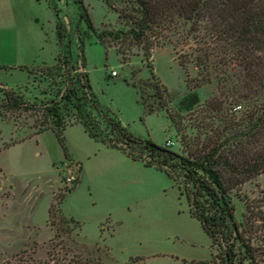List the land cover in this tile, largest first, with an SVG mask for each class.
<instances>
[{
  "label": "rangeland",
  "instance_id": "rangeland-1",
  "mask_svg": "<svg viewBox=\"0 0 264 264\" xmlns=\"http://www.w3.org/2000/svg\"><path fill=\"white\" fill-rule=\"evenodd\" d=\"M83 1L95 34L79 19L74 0H0V87L19 91L35 107L0 118V264H222L213 260L215 249L190 217L177 187L180 182L168 176L159 181L160 195L118 219L105 247L85 244L79 229L66 234L56 210L47 218V205L51 201L57 207L59 198L79 180V166L66 158L55 162L62 150L54 134L35 133L43 121L40 108L51 101L58 103L65 124L74 122L75 110L65 108L60 95L72 88L80 99L85 83L81 75L87 73L99 104L134 136L161 147L168 136L171 151L197 155L222 141L228 128L244 130L247 113L259 111L264 103V93L243 69L249 61L255 69L264 67L263 38L257 36L254 47L228 48L209 35L204 23L197 33L177 20L176 29L164 34L170 42L146 54L128 40L97 39L101 32L126 31L128 25L118 20L117 12L130 14L128 0H110L114 10L104 0ZM253 4L263 5L264 0ZM23 65L31 68L30 75L17 68ZM111 71L117 77H110ZM150 73L155 79L145 88L151 95L146 104L164 107L141 122L143 110L132 86L148 81ZM154 85L162 99L152 96ZM82 111L90 114L87 120L99 139L110 138L98 113L88 104ZM68 135L79 151L100 153L88 162V172H104L108 164H116L109 150H101L99 141H88L81 127ZM142 157L150 159L146 153ZM69 169L76 175L71 185L66 184ZM244 199L259 204L264 214V174L232 192L238 222L246 214ZM258 237L252 245L257 264H264V224Z\"/></svg>",
  "mask_w": 264,
  "mask_h": 264
},
{
  "label": "trees",
  "instance_id": "trees-1",
  "mask_svg": "<svg viewBox=\"0 0 264 264\" xmlns=\"http://www.w3.org/2000/svg\"><path fill=\"white\" fill-rule=\"evenodd\" d=\"M253 1L128 0L132 5L130 14L117 12L118 20L128 25L126 31L101 32L97 39L103 41L108 37L113 40H128L148 54L154 47L170 42L164 34L174 31L177 20H180L184 25L189 24V29L197 33L204 23L209 35L218 42H223L225 47H254L258 44L257 36L264 40V4L254 5ZM74 3L79 12V19L88 31L95 34L84 1L74 0ZM104 3L114 10L110 0H104ZM55 35L57 42H60L62 34L58 24L55 27ZM261 44H264V41ZM80 54L82 55V50ZM179 65L183 64L179 62ZM253 66L254 63L245 62L243 69L249 72L256 81L258 90L264 93V67L255 69ZM18 69L31 74V68L26 66H19ZM81 78L85 79V83L80 86L84 90L80 99L72 88L61 93L59 99L65 108L72 106L75 110L74 122L65 124L58 103L51 101L40 108L43 121L35 134L51 131L64 158L68 159L63 132L67 126L79 123L89 138L122 152L132 160L141 161L146 166H153L165 172L174 183L180 182L177 187L180 194L186 198L190 217L200 224L203 233L211 242V247L215 249L213 260H220L222 264H257V249L252 242L259 239L258 233L264 224V214L259 204L254 205L252 201L244 199L246 214L242 222H238L234 216L231 194L240 191L244 183L264 174V103L260 104L259 111L254 108L247 113L244 130L228 128L227 136L213 147L206 148L197 155L184 157L154 144L149 139L134 136L107 108L99 104L91 90L88 74L81 75ZM154 79L155 76L150 73L148 81H142L138 87L132 86L137 91L138 102L143 110L141 122L145 116L158 113L160 108L164 107L162 103L156 107L146 104L151 95L146 94L145 88L150 86ZM153 89L155 94L152 96L162 99L158 85H154ZM166 92L163 89V93ZM0 94L1 119L8 112H25L35 108L34 105H28L23 94L17 90L0 87ZM87 104L99 114L110 138L99 139L93 131L94 125L87 120L90 114L86 113L84 116L82 111ZM169 120L172 122L171 118ZM145 153L149 156V161L142 157ZM176 170L179 172L175 174ZM78 181L77 179L74 186L66 190V194L75 188ZM65 195L55 203L57 207L54 204L49 206L47 215L49 219L52 218L53 211L56 210L59 225L63 226L66 234H70L72 229L78 230L80 224L62 215L60 204Z\"/></svg>",
  "mask_w": 264,
  "mask_h": 264
},
{
  "label": "crops",
  "instance_id": "crops-1",
  "mask_svg": "<svg viewBox=\"0 0 264 264\" xmlns=\"http://www.w3.org/2000/svg\"><path fill=\"white\" fill-rule=\"evenodd\" d=\"M11 71H16V69L13 68ZM20 72L27 73L24 70H20ZM26 81H28V76ZM76 127L82 128L88 141L97 142L89 138L79 123L65 128L63 136L69 155L68 159L79 166L80 173L78 184L65 195L61 201L60 209L65 217L72 218L80 224L79 237L85 244L105 247L106 242L114 236L113 227L117 224L118 219L126 214H131L138 205L147 203L160 195L159 181L167 175L153 166H146L141 161L132 160L118 150L100 142L98 144L101 150L108 149L116 164H108L107 169L103 170L104 172H88V162L96 160L100 153L78 150L72 137L68 135V131ZM39 135L41 134L35 136ZM167 141H170L168 136L164 139V146ZM63 160L65 158L61 151L59 160L55 162ZM50 203L51 201L47 205V211Z\"/></svg>",
  "mask_w": 264,
  "mask_h": 264
},
{
  "label": "built area",
  "instance_id": "built-area-1",
  "mask_svg": "<svg viewBox=\"0 0 264 264\" xmlns=\"http://www.w3.org/2000/svg\"><path fill=\"white\" fill-rule=\"evenodd\" d=\"M109 76L114 78V77H117V74L115 71H111ZM171 145H172L171 141H167L165 143L166 148H169ZM75 180H76V175L71 169H69L68 177L66 178V184L71 185Z\"/></svg>",
  "mask_w": 264,
  "mask_h": 264
}]
</instances>
